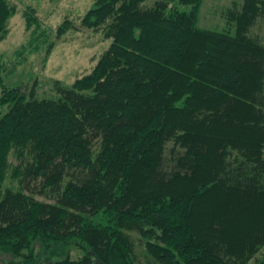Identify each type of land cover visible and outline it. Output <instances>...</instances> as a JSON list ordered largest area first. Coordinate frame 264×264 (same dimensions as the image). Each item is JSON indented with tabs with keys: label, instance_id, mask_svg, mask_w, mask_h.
<instances>
[{
	"label": "trees",
	"instance_id": "16d2710c",
	"mask_svg": "<svg viewBox=\"0 0 264 264\" xmlns=\"http://www.w3.org/2000/svg\"><path fill=\"white\" fill-rule=\"evenodd\" d=\"M202 1L94 0L82 25L111 44L55 97L7 87L0 57V252L15 264H137L132 232L160 264L264 248V0L232 4L231 31L198 24ZM15 12L0 0V40Z\"/></svg>",
	"mask_w": 264,
	"mask_h": 264
},
{
	"label": "rangeland",
	"instance_id": "374dc122",
	"mask_svg": "<svg viewBox=\"0 0 264 264\" xmlns=\"http://www.w3.org/2000/svg\"><path fill=\"white\" fill-rule=\"evenodd\" d=\"M10 2L16 5V12L10 18L7 35L0 40L2 77L7 87L17 88L26 95L34 92L40 98L55 97L58 94L56 81L71 86L77 77L93 68L111 44V38L104 36L101 29L94 30L82 25V18L94 0ZM235 3L238 7L243 0H203L198 24L211 30L231 31L234 27L229 22L228 8ZM26 12L36 16L39 24L34 23L28 27ZM67 20L71 26L67 24V30L61 33L59 27ZM251 34L264 40V17L258 18L251 27ZM10 158L15 161L12 155ZM11 184L14 183L8 177L6 186ZM36 195L44 198L40 194ZM131 234L136 245L137 264H160L145 249L141 235L138 232ZM68 252L73 257L82 254L75 247H70ZM263 261L264 248L246 264H261ZM16 262L17 259L12 255L0 252V264Z\"/></svg>",
	"mask_w": 264,
	"mask_h": 264
}]
</instances>
